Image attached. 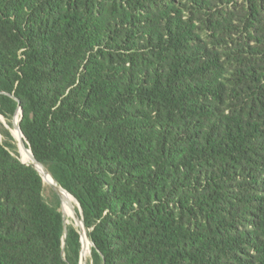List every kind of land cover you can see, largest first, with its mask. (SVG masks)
<instances>
[{"label":"trees","instance_id":"trees-1","mask_svg":"<svg viewBox=\"0 0 264 264\" xmlns=\"http://www.w3.org/2000/svg\"><path fill=\"white\" fill-rule=\"evenodd\" d=\"M18 108L86 264H264V0H0V264H80Z\"/></svg>","mask_w":264,"mask_h":264},{"label":"water","instance_id":"water-1","mask_svg":"<svg viewBox=\"0 0 264 264\" xmlns=\"http://www.w3.org/2000/svg\"><path fill=\"white\" fill-rule=\"evenodd\" d=\"M13 96V95H12ZM18 114H21V110L20 108H18V111L16 113V115L13 118L12 121V129L17 130V137L13 134L12 130V134L15 137V139L17 140L18 143V147H19V152L21 151V149L25 152H27L29 154L30 160L29 161H23L21 158V161L27 164H31L33 167H35L39 173L41 174L43 180L49 185V187L54 191V193L58 196L60 203H61V207H62V203L67 199V196H71L73 197L69 192H67L63 187H61L56 181L55 179L50 175V173L47 171V169L38 161L35 159V157L33 156L31 149L28 145H26V141L25 138L23 137V133L20 129V125H19V121H20V117L18 116ZM0 118L3 120V117L0 115ZM73 199L75 200L76 205H74L73 203L68 202L69 208L71 210V214L75 220L76 223V227H78L79 229V233H80V241H81V251H80V264H86V258H85V253L87 251V249L90 252V245H92V241L89 239V236L87 234L85 225H84V221H83V216H82V209L81 206L79 204V202L73 197ZM76 206L78 211L76 210ZM62 215L63 218H66L65 212L62 209ZM66 223V221H65Z\"/></svg>","mask_w":264,"mask_h":264},{"label":"bare ground","instance_id":"bare-ground-1","mask_svg":"<svg viewBox=\"0 0 264 264\" xmlns=\"http://www.w3.org/2000/svg\"><path fill=\"white\" fill-rule=\"evenodd\" d=\"M12 131H13V134L17 137V130L12 129ZM20 155L22 156L21 159H22L23 161H29V160H30L29 154H28L27 152L23 151L22 149H21V151H20ZM67 199H69V200L75 202V200L73 199V197H71L70 195L67 196ZM60 206H61V205H60ZM62 209H63V211L65 212L66 217L68 218V215H70L71 210H70V208H69V205H68L67 200L64 201V202L62 203ZM67 218H66V219H67ZM67 220H68V219H67Z\"/></svg>","mask_w":264,"mask_h":264},{"label":"rangeland","instance_id":"rangeland-1","mask_svg":"<svg viewBox=\"0 0 264 264\" xmlns=\"http://www.w3.org/2000/svg\"><path fill=\"white\" fill-rule=\"evenodd\" d=\"M12 130V129H11ZM13 132V131H12ZM20 157H22L21 155H20ZM45 196H48V190H46L45 191ZM68 202H70L71 200H67ZM71 203H73L74 205H76V203L75 202H73V201H71ZM67 222H73V224H75L76 225V223H75V220H74V218H73V216H72V214L70 213V215H68V220H67ZM88 257H89V250L87 249V251H86V253H85V258H86V260L88 259Z\"/></svg>","mask_w":264,"mask_h":264}]
</instances>
